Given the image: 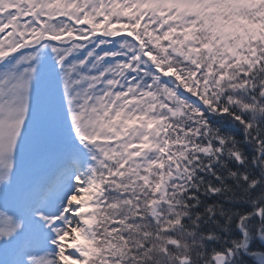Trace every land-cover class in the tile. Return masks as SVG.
I'll list each match as a JSON object with an SVG mask.
<instances>
[{
	"label": "snow or ice",
	"instance_id": "1",
	"mask_svg": "<svg viewBox=\"0 0 264 264\" xmlns=\"http://www.w3.org/2000/svg\"><path fill=\"white\" fill-rule=\"evenodd\" d=\"M207 113L264 153V0H0V264L253 256L264 205L207 206L241 235L204 251L197 193L244 159Z\"/></svg>",
	"mask_w": 264,
	"mask_h": 264
},
{
	"label": "trees",
	"instance_id": "2",
	"mask_svg": "<svg viewBox=\"0 0 264 264\" xmlns=\"http://www.w3.org/2000/svg\"><path fill=\"white\" fill-rule=\"evenodd\" d=\"M207 116L210 123L220 133L233 138L244 159L242 162H237L234 159L225 158L226 168L234 169L237 173L235 177L223 176V184L228 185L230 191L218 193L201 191L197 193L199 203L195 205L194 211L203 214L199 221L198 231L216 234L213 238L203 241L206 253L222 249L229 240L241 235L235 215L231 219L220 215L219 212H214L209 216L206 211L207 206L219 204L224 209L244 213L252 212L258 205H264V197H262L264 194V153L257 152L254 140L246 139V130L239 121L227 114L220 116L215 113H207ZM261 122L264 125V118ZM261 135H264V132ZM226 168L219 169L222 175ZM240 173H246L248 181L255 180V185L249 186L248 181L241 179ZM198 175L204 176L208 182L214 185L221 183L210 174L198 172ZM247 222L250 227L254 226L257 223L256 215L248 217ZM251 248L255 250L253 256L241 254L239 258H233L232 264H241V261L243 264H261V258L264 257V238H251Z\"/></svg>",
	"mask_w": 264,
	"mask_h": 264
}]
</instances>
